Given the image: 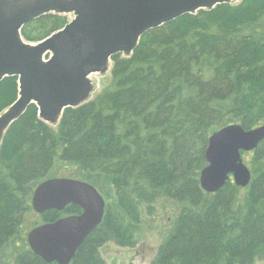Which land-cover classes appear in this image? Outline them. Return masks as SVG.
<instances>
[{
	"label": "trees",
	"instance_id": "16d2710c",
	"mask_svg": "<svg viewBox=\"0 0 264 264\" xmlns=\"http://www.w3.org/2000/svg\"><path fill=\"white\" fill-rule=\"evenodd\" d=\"M68 23V16L50 14L26 25L22 36L40 43ZM18 96L17 77L0 83V115ZM263 123L264 0L221 5L149 31L130 57L113 58L111 80L94 100L67 109L56 126L31 105L6 132L0 264H58L37 256L27 235L40 221L83 212L73 205L34 212L37 186L59 177L88 182L103 197L109 186L115 199L71 264H107L101 252L107 244L136 247L140 207L153 215L161 201L177 211L151 264L264 261V141L243 153L252 172L247 188L230 180L207 193L200 182L213 133Z\"/></svg>",
	"mask_w": 264,
	"mask_h": 264
},
{
	"label": "water",
	"instance_id": "95a60500",
	"mask_svg": "<svg viewBox=\"0 0 264 264\" xmlns=\"http://www.w3.org/2000/svg\"><path fill=\"white\" fill-rule=\"evenodd\" d=\"M234 1L0 0V83L10 77L19 80L17 101L0 116V143L31 105L37 106L45 123L57 125L67 109L89 100L90 77L112 71L114 57H130L149 31ZM50 14L71 20L40 43L26 42L22 29ZM263 141L264 125L246 130L233 124L212 134L206 151L208 165L200 177L204 191L217 193L230 180L247 188L252 172L243 153L254 152ZM72 205L83 212L28 233L31 250L47 263L71 264L103 222L107 204L93 185L72 178L48 179L34 191L32 208L38 215L64 212Z\"/></svg>",
	"mask_w": 264,
	"mask_h": 264
},
{
	"label": "rangeland",
	"instance_id": "374dc122",
	"mask_svg": "<svg viewBox=\"0 0 264 264\" xmlns=\"http://www.w3.org/2000/svg\"><path fill=\"white\" fill-rule=\"evenodd\" d=\"M233 4H238V1L235 0ZM90 79L93 83V91L90 96L91 100H94L109 84L111 71L109 70L104 74H94ZM104 199L106 202L115 205L114 192L109 186L106 189ZM140 209L142 222L135 230L137 246L121 248L112 243L107 244L101 250L107 264H151L154 260L159 246L168 235L171 222L175 220L177 207L169 201H161L155 206L153 215H148L144 205ZM36 218L34 216V220ZM34 220L33 223H36ZM38 224L42 225L43 222L40 221ZM257 264H264V261H259Z\"/></svg>",
	"mask_w": 264,
	"mask_h": 264
}]
</instances>
